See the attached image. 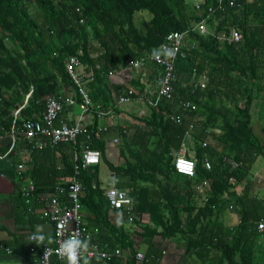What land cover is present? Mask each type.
Wrapping results in <instances>:
<instances>
[{
	"label": "trees",
	"instance_id": "1",
	"mask_svg": "<svg viewBox=\"0 0 264 264\" xmlns=\"http://www.w3.org/2000/svg\"><path fill=\"white\" fill-rule=\"evenodd\" d=\"M204 1L203 8L197 10L191 0H0V155L10 148L16 109L23 106L21 119L41 118L48 98L59 96L64 86L75 88L66 70L70 55L82 51L81 59L94 77L89 82L90 95L98 101L104 96L101 86L110 84V71L155 52L169 33L183 32L187 58L176 62L174 94L190 101L195 107L192 114L202 117L199 140L208 131L222 144L221 153L198 143L195 175L176 172L172 148L179 145L184 128L165 117L169 103L163 99L159 105L162 109L153 107L147 121L151 132L146 139H151V144L147 140L146 145L134 150L133 162L111 168L121 176L119 188L129 186L131 190L135 221L139 215L150 217L151 224L144 226L143 235L149 240L180 236L186 242V253L195 249L192 252L203 264H264V247L257 243V223L264 218V202L244 199L232 190L249 175L256 159L264 157V138L256 134L253 125L257 99L263 101L264 115V0H237L235 7L227 5L225 11L205 19L207 27L203 29L199 25L207 16V4L214 0ZM144 11L151 17H145ZM232 26L240 29L242 39L229 43L222 35ZM194 69L199 75L208 74L205 88L190 87ZM31 88L33 92L24 104ZM170 133L174 137L167 135ZM80 142L81 137L77 144ZM64 146L68 143L35 150L18 136L9 154L19 156L18 152L27 148L39 157L52 155ZM87 148L101 153L105 150L98 136ZM208 155L217 156L210 169L203 162ZM36 163L31 175L37 190H42ZM75 164L73 155L64 160L62 172L55 169L54 173L71 179ZM159 175L168 180L180 175L189 185L194 179L204 182L208 200L198 208L189 188L181 197L174 189L162 187ZM79 180L86 222L106 231L100 237L102 245L121 249V255L108 259V263L137 264V241L124 233L125 225L134 219L130 221L125 210L110 206L96 170H82ZM143 182L160 187L143 186ZM225 193L241 215L236 227L226 228L217 222L227 208ZM152 255L153 262L159 264L161 254Z\"/></svg>",
	"mask_w": 264,
	"mask_h": 264
},
{
	"label": "crops",
	"instance_id": "2",
	"mask_svg": "<svg viewBox=\"0 0 264 264\" xmlns=\"http://www.w3.org/2000/svg\"><path fill=\"white\" fill-rule=\"evenodd\" d=\"M161 74L162 69L159 65L148 63L142 70L127 66L121 68L120 73L110 76L109 86L102 85L100 88L103 90L104 96L102 95L98 101L92 99L95 104H101L105 111L102 117H97L95 112H90L81 117V109L79 106L80 98L73 86H64L59 92L58 97L62 98L63 101L72 97L75 99V103L65 104L64 111L56 121V125L66 123L71 126L81 121L84 125L93 126L98 124L104 129L98 135L99 141L105 146V150L102 153V160L100 164L90 168L97 171L100 187L105 191L111 186L119 188L117 184L121 183V176L116 173L114 168H111L112 165L116 167L122 166L128 161L133 162L131 153L140 146L147 144L148 139H146V134L151 132V127L147 121L151 120L153 107L162 109L161 106H159L162 105L160 104L161 102H157ZM150 78L152 81H156V84H151L149 82ZM129 88L135 89V95L130 101L120 103L118 101L119 96ZM176 96L175 94V99L172 102L169 103L166 101L169 103V111L166 112L165 116L171 120L169 114L179 115V122L174 120L171 121L184 128L182 140L178 141V136L175 138L179 145L172 148L173 160L179 154H185L196 160L198 143L213 148L217 154L221 153L223 149L222 144L214 140L208 131V135L203 140H199L198 134L201 128L199 121L202 117L197 116L198 114L196 113L192 114V109L184 108L182 104L184 100L180 99L178 96L176 98ZM24 104H27V101L24 102ZM20 107L23 108V106ZM254 107L257 109V116L253 119L255 132L259 137L264 138L262 132L264 115L261 116L263 101L261 99L255 101L253 104V113ZM36 119L40 118L37 117ZM256 122L261 123V125ZM190 125H193V127L191 128ZM167 135L174 137L173 133ZM80 137L81 142L79 144H77V142H70L68 146H64L62 149L59 148L53 152L52 155L47 154L38 157L27 148H23L18 152L19 156H16V154L6 155V152L4 154L6 155L5 157H0V264H39L42 243L34 240V236L44 235V242L47 243H49L48 238L51 237L52 243L50 244H54V224L43 215V210L46 206L45 197L53 194L57 186L65 185L70 181L69 176H59L56 175L54 171L55 169H60L62 172L64 169V160L71 158L73 155L74 160H76L77 152L78 155H81L82 150L88 147L91 140H87L84 136ZM4 139H6V137ZM8 139L7 137V140ZM39 141L44 142L45 147L50 146L48 139L45 137L39 138ZM151 141L152 140L149 139L148 143ZM32 149L36 150V148ZM216 160V155H208L203 162L205 165L206 161H210L213 165ZM23 161H25L24 163H26L29 168L27 178H32L35 183L36 180L32 177L31 171L35 162H37L36 164L38 165L37 182H39V187H41L42 190H36V196L31 203H26L21 195L20 190L25 183L20 181L16 176V165ZM158 178H160L162 187L174 189L181 197L185 195L189 188L194 194V203L198 208L203 206L208 200L209 195L205 191L206 187L204 182L194 179L189 185L187 178L180 175L174 176L172 180H168L163 176L160 177V175ZM254 178H256V180H254ZM141 185L153 186L155 189H159L160 187L158 184L149 185V183L144 182L141 183ZM137 186H140V184H137ZM121 189H126L128 192L131 191L129 186ZM232 190L237 196L243 197L244 199L249 198L264 202L263 156H259L256 159L249 175L235 188H232ZM223 197L228 201V204L226 210L218 215L217 222L221 223L226 228L236 227L241 221V215L238 213V210L234 209L233 203L229 202L228 199L230 197H228L227 193H225ZM84 211L85 210H83V212ZM137 219L139 221H135L134 219L133 222H128L125 225L124 231L127 237L136 239L137 252H143L146 255L147 260L137 264H152L154 261L152 252L161 254L159 264H203V261L198 259L195 253L192 252L195 251V249L186 253V242L180 236L165 239L155 236L152 240L143 236L146 235L144 226L151 224L150 217L147 214H143L139 215ZM202 220L204 221L205 219L202 218ZM261 220H264V218L260 219L258 223ZM259 232L260 236L257 243L264 247V237L262 232ZM104 233H106L105 230H103V234ZM107 233L109 234V232ZM102 235L100 237H102ZM61 264L66 263L62 262ZM99 264L109 263L107 260L100 261ZM204 264L207 263L204 262ZM208 264H211V262Z\"/></svg>",
	"mask_w": 264,
	"mask_h": 264
},
{
	"label": "built area",
	"instance_id": "3",
	"mask_svg": "<svg viewBox=\"0 0 264 264\" xmlns=\"http://www.w3.org/2000/svg\"><path fill=\"white\" fill-rule=\"evenodd\" d=\"M191 2L197 10H201L205 4L204 0H191ZM236 3L237 0H214L212 3H208L207 16L202 20L200 25H203L205 19L214 16L216 12L225 11L227 5L235 7ZM81 22L84 21L81 20ZM222 38L229 43L238 42L242 39V33L239 28L232 26L228 34L223 33ZM185 47L184 33L173 31L166 36L165 40L155 52L146 53L139 59L130 62L129 66L138 70L144 69L148 63H154L161 67L162 74L157 97V102L159 103L163 99H166L169 103L175 99L174 81L176 80V62L179 59L187 58ZM81 55L82 51H79L77 54L70 55L66 61L67 73L80 98L79 106L81 109V117L90 112H95L97 117H102L105 111L101 104H95L93 102L88 86V83L93 81L94 77L90 71H87L81 59ZM120 72L121 69L110 71L109 76ZM208 81L209 76L207 73L199 75L197 74V70L194 69L190 82L194 90L200 86L205 88ZM32 92L33 89L31 88L26 96V101L31 96ZM135 93L136 91L134 88H129L119 96L118 101L120 103L128 102ZM66 103L73 104L75 103V99L70 97L63 101L62 98L58 96L48 98L40 119H21L20 112L22 107L16 109L13 113V122L10 132L11 145L6 155L12 151L18 136H22L26 139L31 148L43 149L45 143L39 141L41 137H45L48 139L49 144L56 146L61 143H76L80 136H84L87 140H91L104 130L98 124L89 126L82 124L81 121L71 126L66 123L56 125V121L63 113ZM182 104L186 109L195 108L188 100H184ZM169 118L177 122L180 121L179 115L169 114ZM19 120L20 124H18ZM190 127L192 128L193 125H190ZM6 155H0V157H5ZM101 160L102 153L100 150L93 148L82 150L81 155H76L75 171L70 181L65 185L57 186L53 194L45 197L46 206L43 210V215L54 224L55 242L54 244L47 242L42 243L39 264L66 263V260L62 259L58 254L57 249L62 241L70 238L74 234L78 235L80 239L89 242V248L87 252L83 254L81 264H83L84 258L89 261V264H99L100 261H107L112 257L121 255L120 248L109 249L106 245L100 243L99 237L103 234L102 227L89 225L83 216V204L80 200L83 184L79 180V176L82 170L100 164ZM234 165L236 166V163ZM205 166L210 169L212 164L210 161H206ZM174 167L176 172L180 174L194 176L196 173V160L185 154H179L174 159ZM28 172L29 168L26 163L20 162L16 165V176L20 181L25 183L20 190L21 195L26 203H31L36 196L35 192L37 189L35 181L30 177L27 178ZM105 195L113 209L125 210L129 215L130 221L136 217L134 212V199L126 189L111 186L107 188ZM62 223L64 225L63 228L60 227ZM258 230L262 232L264 237V220L258 223ZM146 260V255L143 252L136 253L137 263H142ZM152 264L156 263L152 262Z\"/></svg>",
	"mask_w": 264,
	"mask_h": 264
},
{
	"label": "clouds",
	"instance_id": "4",
	"mask_svg": "<svg viewBox=\"0 0 264 264\" xmlns=\"http://www.w3.org/2000/svg\"><path fill=\"white\" fill-rule=\"evenodd\" d=\"M60 227H64L63 223ZM33 239L39 243H43L45 241V236L37 235L34 236ZM48 242L52 243L51 237L48 238ZM88 248L89 242L87 240L80 239L78 235L74 234L60 243L57 252L62 259L66 260V264H81L83 254L87 252ZM83 264H89V261L84 258Z\"/></svg>",
	"mask_w": 264,
	"mask_h": 264
},
{
	"label": "rangeland",
	"instance_id": "5",
	"mask_svg": "<svg viewBox=\"0 0 264 264\" xmlns=\"http://www.w3.org/2000/svg\"><path fill=\"white\" fill-rule=\"evenodd\" d=\"M141 13H143V14H146L145 15V17H151V14L149 13V12H147V11H144V12H141ZM136 14H138V18L139 19H141L142 18V15H140V13H136ZM202 27L203 29H205L207 26H205L204 24L203 25H199V27ZM200 27V28H201ZM144 78V77H143ZM151 84L153 83V84H156V81H152L151 80V78H150V81H149ZM256 111H257V109L254 107V119L256 118ZM256 123H258V122H256ZM259 125H261V123H258ZM258 125V126H259ZM259 128V127H258ZM257 129V128H256ZM254 180H256V178H254Z\"/></svg>",
	"mask_w": 264,
	"mask_h": 264
}]
</instances>
